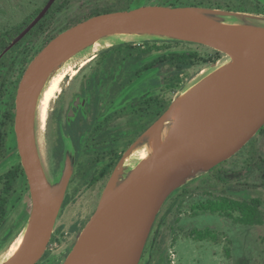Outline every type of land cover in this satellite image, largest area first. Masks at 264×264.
<instances>
[{
	"label": "water",
	"instance_id": "95a60500",
	"mask_svg": "<svg viewBox=\"0 0 264 264\" xmlns=\"http://www.w3.org/2000/svg\"><path fill=\"white\" fill-rule=\"evenodd\" d=\"M56 0L12 40L0 58L44 17ZM219 8L140 5L89 17L52 38L31 60L16 95L15 130L30 185L32 210L17 253L3 264H36L45 253L61 211L71 166L51 183L36 142L37 106L52 73L97 40L147 34L213 47L231 61L194 86L164 143L126 176L118 166L93 215L63 264H139L154 222L170 195L198 171H210L238 153L264 126V27L219 19ZM179 98V97H178ZM178 98L124 153L157 137Z\"/></svg>",
	"mask_w": 264,
	"mask_h": 264
},
{
	"label": "rangeland",
	"instance_id": "374dc122",
	"mask_svg": "<svg viewBox=\"0 0 264 264\" xmlns=\"http://www.w3.org/2000/svg\"><path fill=\"white\" fill-rule=\"evenodd\" d=\"M29 1L30 0H0V17L11 16L15 20L23 18L27 13L26 11L29 10ZM111 1L113 0L72 1L64 11L58 14L55 23L51 27V32H57V30H60L71 20L81 17L97 7L105 6L108 3H111ZM160 1L161 0H138V3L149 5L158 4ZM181 2L185 5L195 6H198L197 4L199 3H203L206 4L204 5L205 7H220L219 9L238 13L233 16L219 17L221 21L226 23L251 24L264 27V0H249L247 6L244 4L240 5L241 3L237 0H181ZM240 6L243 9L242 11L234 10ZM154 39L162 40L164 37L147 34H119L103 37L97 40L93 45L73 55L61 64L54 73H52L44 89L49 85L53 77L59 73L66 72L67 78H70L73 70H78L84 61H87L104 47L111 44H117L120 41L141 43L146 40L151 41ZM42 41L43 38H39L38 40L31 42L28 47L25 48V60H28L35 51L41 49ZM174 48L197 51L207 60V62H199L188 70L185 75L184 87L177 92H170L169 97L173 100L197 85L212 73L227 65L232 60L226 53L199 43H182L180 45H175ZM24 68L25 63L20 64L15 68L10 85V89H14L13 92L16 91V86L21 81L20 79L18 83V78L24 73ZM86 71L87 69L83 68L81 72H78L79 74H76V77H82ZM61 87L64 88V96H66L65 94L69 93L68 88L66 90V83L63 82ZM55 99L56 97L53 98L50 103L48 117L51 115L52 108L58 105V100L55 101ZM48 117L43 129L40 128V123H38V120L36 119L35 134L38 152L45 173L51 183H56L58 181H53L52 178L49 177L48 171L51 153L50 145L52 144V128L49 120L50 118ZM255 136L258 142V145L256 146L258 148V161L260 166H255L252 169L239 172L240 165L244 163V159H248L249 157V154L247 156L244 154L231 159V161L224 165V169L228 171L226 174L227 184H217L214 177H210L208 171H198L188 178L184 185H188L191 192L184 198L182 205L180 206L179 215L181 220L177 222L170 219L167 214L171 203H169L166 208L164 207L158 217V221L153 227L152 233L150 234L146 253L142 258L141 264H264V224L245 225L236 223L233 220L220 216L219 214H213L210 212L194 214L191 210L192 204L218 195H230L239 199L260 197L264 202V133H259L258 131ZM13 158L15 157L10 156V160H13ZM140 161L141 156H134L131 158L128 165L123 167V171L120 175L121 179L128 176L131 170ZM1 172L2 169L0 170V173ZM197 178L198 180L194 181V179ZM105 185L106 182L89 185L73 183L71 188L73 191L72 197L63 208L62 212L59 213L55 227L63 225L65 227L64 230L67 231L68 227L77 220L83 225L89 221L98 205ZM18 195V193L15 194L13 202L17 200ZM30 207V197L25 195L21 198L20 203L17 204L16 209L14 210L12 208L13 213L10 221H13L14 217L17 216L23 208L26 209V218L20 226V232L17 233L10 243L0 251V264L5 263L13 254L10 252V248L16 238L25 231L29 220H27V217ZM194 228H211L213 231L219 233L220 239L215 242L196 240L191 235V231ZM71 238L72 237L68 234L66 238H63V242H59L57 245L53 244V248L60 251L68 246ZM158 243H160L162 251L155 253L156 245Z\"/></svg>",
	"mask_w": 264,
	"mask_h": 264
},
{
	"label": "flooded vegetation",
	"instance_id": "af4514ba",
	"mask_svg": "<svg viewBox=\"0 0 264 264\" xmlns=\"http://www.w3.org/2000/svg\"><path fill=\"white\" fill-rule=\"evenodd\" d=\"M65 8L57 13L54 22L39 36V38H43L41 49L48 38L53 34L61 33V30L68 23L77 19L75 18L66 23L57 32H51V27L55 23L58 14L64 11ZM132 43L143 45L145 41ZM159 43L164 42L159 41ZM113 45L100 49L78 70H73L70 78H67L66 74L52 97V99L56 97L55 101L58 100V105L52 108L50 117L47 116L50 118L52 128L49 177L53 181H59L64 175L67 161L71 166V176L60 213L72 197L73 191L71 188L73 183L89 185L106 182L107 184L113 171L121 162L125 151L138 138V114L141 115L142 124L147 123L146 120H143L144 117L146 119L151 117L152 97L162 96L168 102L171 100L169 97L171 91L168 87L167 67L160 72H151L148 76L128 80L125 79L126 76L130 72H135L136 66H133V68L130 66L122 70L120 65L104 62L100 63V67H102L101 76L92 78L91 75L98 65L96 60L99 53ZM173 49L177 48L173 46ZM23 63H25V59H19L15 64V68ZM83 68L87 69L86 73L82 77H76V74H79L78 72H81ZM12 76L0 78V170L2 169L0 173V194L9 180L14 181L6 213L0 219V251L20 232V226L26 218V209L23 208L14 217L13 221H10L13 213L12 208L15 210L21 198L27 195L31 200L27 220L32 210L30 185L19 153L15 130L16 95L20 83L17 85L16 92H13L14 89H10ZM63 82L66 83V90L68 88L69 92L65 94L66 96H64V88L61 87ZM144 101L146 104H144ZM13 107L14 121L11 123L9 116ZM152 124L153 122L146 127V130ZM10 156L15 158L10 160ZM17 193L19 194L17 200L13 202V198ZM87 222L83 225L77 220L68 227L67 231L64 230L63 225L54 227L47 249L36 264H63ZM68 234L72 237L68 246L60 251L54 249L53 244L57 245L59 242H63V238H66ZM149 238L150 235L148 240ZM148 240L139 264H141L146 253Z\"/></svg>",
	"mask_w": 264,
	"mask_h": 264
},
{
	"label": "trees",
	"instance_id": "16d2710c",
	"mask_svg": "<svg viewBox=\"0 0 264 264\" xmlns=\"http://www.w3.org/2000/svg\"><path fill=\"white\" fill-rule=\"evenodd\" d=\"M48 1L49 0H30L29 10L26 11L27 13L25 14V16L23 18H20L19 20H15L11 16L0 17V55L10 44V42L38 15V13L43 9ZM72 1L74 0H56L46 12L44 17L30 30V32L26 34L18 43H16L0 58V78H9L12 76L15 64L19 59L24 58L25 56V48H27L31 42L36 41L39 36L44 33L46 29L54 22L57 13L68 6ZM237 1L241 3L240 5L244 4L246 6L249 2V0ZM140 5L144 4L138 3V0H113L111 1V3H108L107 5L102 7H97L84 16L68 23L63 28V30L68 29L73 25L97 14L131 9ZM158 5L185 6V4L181 2V0H161ZM197 5L204 6L206 4L199 3ZM234 10L242 11L243 9L240 6L235 8ZM63 30H61V32ZM58 34L59 33L53 34V36L48 38L45 41L43 47ZM159 41L164 43L161 44L159 43ZM166 43H168L167 46ZM182 43L192 42L164 38L162 40L154 39L151 41H145L143 45H135L132 42L120 41L119 43L114 44L112 47L104 49L99 53L96 60L98 65L91 77L99 78L101 76L102 67H100V63L104 62L120 65V68L122 70H125L130 66L132 68L133 66H136V71L130 72L126 76L125 79L128 80H131L133 78L139 79L148 76V74H150L151 72H160L163 68L167 67L169 90L171 92H177L184 87L185 75L187 74L188 70L199 62H207V60L204 59L197 51L173 49V46L180 45ZM39 51L35 52L28 60H25L24 71ZM22 75L18 78V83L22 78ZM172 101L173 99L168 102L162 96L152 97V115L147 119L146 117L143 118V120H146L145 122L147 123L142 124L141 115L138 114L137 116L138 137L146 131V127L148 125H150L152 122L154 123L160 117V115L168 108ZM144 104H146L145 101ZM13 110L14 107L11 109L9 116L11 123H13L14 121ZM259 133H264V126L259 130ZM256 145H258V142L255 136L235 156L220 163L219 165L208 171V174H210V177H214L217 184H227L226 174L228 173V171L224 169V165L231 161V159L244 154L246 156L249 154V157L248 159H244V163L239 167V172L247 169H252L255 166L259 167V154ZM197 180L198 178L194 179V181ZM13 183L14 181L12 179L9 180L2 193L0 194V219L6 213V208L11 195ZM190 192L191 191L188 185H184L174 191L164 203L161 211L158 214V217L164 207L166 208L167 205L171 203L169 206L170 209H168L167 214L169 215L170 219L179 222L181 220V217L179 215L180 206L182 205L184 198L188 194H190ZM191 210L194 214L205 212L219 214L220 216L233 220L236 223L245 225L264 224V202L260 197H254L251 199H239L234 198L230 195H218L216 197H210L192 204ZM158 217L155 223L158 221ZM191 235L196 240L200 241L208 240L215 242L220 239L219 233L213 231L211 228H194L191 231ZM160 251H162V247L160 243H158L156 245L155 253H159Z\"/></svg>",
	"mask_w": 264,
	"mask_h": 264
},
{
	"label": "bare ground",
	"instance_id": "6f19581e",
	"mask_svg": "<svg viewBox=\"0 0 264 264\" xmlns=\"http://www.w3.org/2000/svg\"><path fill=\"white\" fill-rule=\"evenodd\" d=\"M91 58H89V59H91ZM87 61H84L81 65H83ZM66 74H67L66 72H62V73L57 74L55 77H53V79L50 81L49 85L46 86V88L43 90V92L40 96L38 106H37L36 119L38 120V123H40L41 129L44 128L46 120H47L50 101H51L54 93L56 92V90L60 86L61 82L65 78ZM193 89H194V87L185 91L184 93H182L179 96L178 106H177L176 110L174 111V113L166 120L164 127L161 130V133L157 137H152V138L148 139L143 145L134 147L132 151L127 153L124 160L119 163V165H118L119 169H122L123 167L128 165L131 158H133L134 156H141V160H144V159H147L148 157H150L151 155L154 154L155 150L162 143H164L166 141V139L170 135L171 131L175 127V125H176V123L180 117V114L184 108L185 101L187 100V98H189ZM23 241H24V233L20 234L16 238L14 243L12 244V246L10 248V252L13 254L10 257L14 256L17 253V251L20 249Z\"/></svg>",
	"mask_w": 264,
	"mask_h": 264
}]
</instances>
